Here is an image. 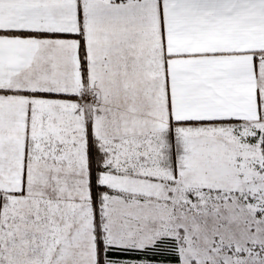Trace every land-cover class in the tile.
I'll return each instance as SVG.
<instances>
[{
	"label": "snow or ice",
	"instance_id": "obj_1",
	"mask_svg": "<svg viewBox=\"0 0 264 264\" xmlns=\"http://www.w3.org/2000/svg\"><path fill=\"white\" fill-rule=\"evenodd\" d=\"M0 264H264V0H0Z\"/></svg>",
	"mask_w": 264,
	"mask_h": 264
}]
</instances>
